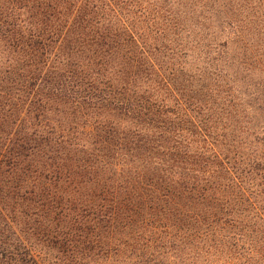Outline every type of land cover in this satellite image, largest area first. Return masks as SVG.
Listing matches in <instances>:
<instances>
[{
  "label": "trees",
  "instance_id": "16d2710c",
  "mask_svg": "<svg viewBox=\"0 0 264 264\" xmlns=\"http://www.w3.org/2000/svg\"><path fill=\"white\" fill-rule=\"evenodd\" d=\"M0 264H264V0H0Z\"/></svg>",
  "mask_w": 264,
  "mask_h": 264
}]
</instances>
